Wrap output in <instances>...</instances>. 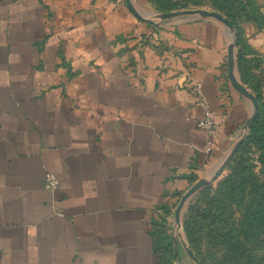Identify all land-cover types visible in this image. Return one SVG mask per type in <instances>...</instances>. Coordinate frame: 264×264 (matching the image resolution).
Segmentation results:
<instances>
[{
    "label": "crops",
    "instance_id": "1",
    "mask_svg": "<svg viewBox=\"0 0 264 264\" xmlns=\"http://www.w3.org/2000/svg\"><path fill=\"white\" fill-rule=\"evenodd\" d=\"M130 2L0 0V264H161L154 224L248 133L229 29ZM260 5L238 45L233 27L249 91L237 53L264 57ZM197 82L217 114L211 155Z\"/></svg>",
    "mask_w": 264,
    "mask_h": 264
},
{
    "label": "rangeland",
    "instance_id": "2",
    "mask_svg": "<svg viewBox=\"0 0 264 264\" xmlns=\"http://www.w3.org/2000/svg\"><path fill=\"white\" fill-rule=\"evenodd\" d=\"M140 1L143 7L155 13L197 8L213 10L222 5L220 12L224 17L226 16L224 7L227 5L231 9L230 13H235L237 16L229 18L232 20L239 18L237 22L243 24L250 21L256 10L260 8L262 0ZM174 2L175 5L172 6ZM151 4L161 10H153L150 7ZM253 66V81L262 110L261 131L264 132V58L254 60ZM259 154H261L259 145L249 143L235 160L228 162L219 174L213 178H207L206 185L188 200L181 212L180 223L177 224L174 220L176 205L181 195L198 180L197 177L191 179L188 185L179 192L171 211L166 214L168 217H161L158 220L159 226L156 228L161 233V238L156 240V244L160 249L165 248L164 255L168 264H264V229L260 233L255 231V234L259 233L258 236L255 235L254 238L245 240L238 225L245 206L254 197L249 193L250 186L256 182V179L261 180L262 177V161L259 160ZM230 177L236 180L237 187H231ZM189 209L191 211L187 215ZM233 235L244 240L245 246L238 249L241 254L234 253L236 250L231 245ZM182 241L192 248L196 262L188 256L182 246ZM247 252L251 255L249 259L244 257Z\"/></svg>",
    "mask_w": 264,
    "mask_h": 264
},
{
    "label": "trees",
    "instance_id": "3",
    "mask_svg": "<svg viewBox=\"0 0 264 264\" xmlns=\"http://www.w3.org/2000/svg\"><path fill=\"white\" fill-rule=\"evenodd\" d=\"M148 3L150 4V2L148 1ZM196 4V3H194ZM175 5V2L172 4V6ZM165 7H167L166 5H164ZM150 7L153 10L156 11H160V8H157L156 6H153L152 4L150 5ZM187 8V7H186ZM223 6H217L215 9V11H222ZM168 9V8H167ZM224 9L226 10L225 13V18L229 21V23H231L233 25V27L235 28V31L237 33V45L240 43V24L237 22V20L239 18H236V20H232L229 17L235 18L237 17L235 13H230L231 9L226 5L224 7ZM169 10H166L164 12H167ZM221 13V12H220ZM224 13V12H223ZM254 13V12H253ZM262 16L259 13V9L256 10V12L254 13V15L251 17L250 21H259V23L261 24L262 22ZM244 53L242 52V50H240V48L238 49V53H237V69L241 78V81L246 84L248 86V88L250 89V92L253 93L255 95V97L258 100V112L248 130V133L246 134V136L243 138V140L241 141V143L239 144L238 148L236 149L233 157L231 160H235L239 153L247 146L249 145V143H256L259 145V148L261 149V154H259V160L262 161V168H261V180L260 179H256L255 183H252V185L250 186V190L249 193L253 194L254 197H252V199L249 201L248 205L245 206L244 209V213L242 214V218L238 221V225L240 226L239 231L242 233V235L244 236L245 240L246 239H250V238H254L255 235H259L260 231H262V229H264V132L261 131V115H262V110H261V103H259V97L257 95V91L255 89L256 85L255 82L253 81V71L254 70V66H253V62L254 60H259V58H254L251 62H247L244 55ZM264 58V57H262ZM232 174V173H231ZM230 179V185L232 188L237 187L236 185V180L232 179L231 177ZM191 210L189 209V211L187 212V215L189 214ZM190 223V221H189ZM188 225V224H187ZM157 226H159V221L156 222L154 224L153 227V234H154V249L155 252L157 253V256L161 259V264H168L166 261L167 259L165 258L164 252H165V248L160 249L158 248V245L156 244V240L161 238V233L158 230L157 231ZM232 226V225H231ZM256 232H259L258 234H255ZM233 243H231V245L234 246V249L236 250L234 253H239L241 254V252H238V249L241 246H245L244 244V240H241L238 236L233 235ZM191 248V247H190ZM192 249V248H191ZM245 251V250H244ZM249 252V251H248ZM246 253V256L244 257H249L251 256L250 253Z\"/></svg>",
    "mask_w": 264,
    "mask_h": 264
},
{
    "label": "water",
    "instance_id": "4",
    "mask_svg": "<svg viewBox=\"0 0 264 264\" xmlns=\"http://www.w3.org/2000/svg\"><path fill=\"white\" fill-rule=\"evenodd\" d=\"M127 6L135 13V9L133 8L130 0H125ZM152 17L159 21H165L174 19L183 15H195L206 17L210 19H214L223 23L228 29L229 34L228 37L230 39L228 46H227V69H228V78L230 79L233 87L243 96L247 97L251 101L252 111L248 119L245 123V128L249 129L257 112H258V100L253 93H251L238 79L236 76V50H235V33L233 31V25L229 23V21L219 12L213 10H207L202 8L197 9H186V10H177V11H168V12H152ZM243 139H239L233 147L229 150L228 154L225 158L221 161L218 165L217 169L214 171L213 175L210 178L215 177L219 174L223 168L228 164V162L232 159L236 149L238 148L239 144ZM206 178L198 179L191 187H189L180 197L176 208L174 210V220L175 223H180V216L183 208L186 206L190 197L197 192L200 188H202L207 183ZM182 246L188 256L193 259L195 262L197 261L196 257L193 254L192 249L186 244L185 241H182Z\"/></svg>",
    "mask_w": 264,
    "mask_h": 264
},
{
    "label": "built area",
    "instance_id": "5",
    "mask_svg": "<svg viewBox=\"0 0 264 264\" xmlns=\"http://www.w3.org/2000/svg\"><path fill=\"white\" fill-rule=\"evenodd\" d=\"M194 95L196 103L202 108V115L198 120V125L205 132V145L203 151L207 155H211L215 146V137L217 135L218 121L217 114L210 108L205 96L201 92L200 83H195ZM43 183L47 189H53L57 185V177L52 171H45L43 175Z\"/></svg>",
    "mask_w": 264,
    "mask_h": 264
}]
</instances>
